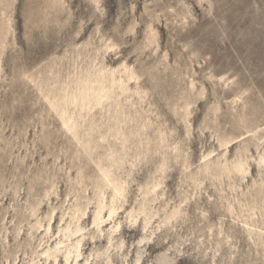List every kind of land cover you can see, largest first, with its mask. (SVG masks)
<instances>
[{
	"label": "rangeland",
	"instance_id": "374dc122",
	"mask_svg": "<svg viewBox=\"0 0 264 264\" xmlns=\"http://www.w3.org/2000/svg\"><path fill=\"white\" fill-rule=\"evenodd\" d=\"M149 25L154 43L147 47ZM104 41L116 49L99 60L112 70L126 64L138 77L129 87L145 93L139 111L153 122L148 135L163 124L190 167L170 160L158 196L148 202L156 216L145 230L142 218L130 222L128 213L138 209L157 155L133 169L122 206L101 235L91 226L93 201L78 223L85 235L77 264H106L113 223L119 228L111 236V264H264V245L240 223L252 213L253 229L264 231V166H256L264 154V0H0V264H44L36 253L62 240L57 231L76 201L92 198L94 164L45 98L52 91L62 97ZM93 111L98 120L103 112ZM225 138L234 140L219 149ZM242 153L250 166L244 180L203 173L206 164ZM174 208V218L161 225ZM56 264H65L61 256Z\"/></svg>",
	"mask_w": 264,
	"mask_h": 264
},
{
	"label": "bare ground",
	"instance_id": "6f19581e",
	"mask_svg": "<svg viewBox=\"0 0 264 264\" xmlns=\"http://www.w3.org/2000/svg\"><path fill=\"white\" fill-rule=\"evenodd\" d=\"M91 2L97 5L98 0H91ZM53 8L55 11H58L55 5ZM148 30L147 47L154 43V29L149 25ZM115 47L112 41H104V44L94 51L90 62L87 61L89 62L86 64L87 67L81 69L82 72L79 74H75L76 79L73 80L71 78L73 82L68 81L71 83H65V89L63 87L64 93L58 90L60 94H64L60 95L62 97L59 96L60 98H58L56 94L57 91H55L54 94L53 91L51 92L53 89H51L50 91L48 90V92L52 93V97H49L51 93L49 95L47 92L49 96L45 98L49 104L50 109H48L54 111L56 116L60 119V124L63 127L62 130L64 129L67 132V134H65H69L70 138L76 142L83 156L86 155L85 157H87L89 163L91 161V164H94L96 175L95 180L92 182L94 189L92 198L83 199L82 202L76 201L75 205H73V208L70 210L69 222L66 227L58 229L57 235L61 234L62 240L59 239L53 246L47 245L45 248H42L40 253H36V257H41L44 264H47V262L56 264L59 256L63 258L65 264L78 263L81 257L80 247L85 235V228L79 226L78 223L80 219L85 217L88 206L95 201L91 226L96 230V234L101 235L104 232L103 226L105 225L106 227L108 221H110L109 224L111 225L117 211L122 206L121 203L125 199L127 179L130 174H132L133 169L148 157L154 155L158 156L155 171L144 187H141L140 190H142V192L139 190L142 200L138 204V209L128 213L130 222L135 223L138 218H142L143 230L147 228L151 220L156 216V214L150 211L148 202H154L155 197L158 196V189L162 185L170 160L182 159V164H186L185 169L190 167V163L186 161L187 158H185L183 151L178 147V143L174 141L171 142L170 136L167 134L163 124L158 122L154 129V137L152 139L148 135V130L153 126V122L148 117L142 116L139 111L141 104L144 102L145 93L136 88L132 90L129 87L131 81L136 83L138 80L133 69L126 64H122L117 70H112L108 69L103 64L102 60L104 54ZM100 58H102V60H99ZM75 60L73 61L75 62ZM72 63L70 64L72 65ZM54 65H57V63H54ZM79 66L84 65L80 64ZM74 67L77 69L78 66ZM74 72H76V70ZM77 72H79V68ZM49 76L50 75L47 76L48 79L51 78V76L50 78ZM72 77H74V74ZM41 80L44 79L41 78ZM55 80L54 82H56ZM51 82L53 83V81ZM40 84L42 86V83H39V87ZM62 85L64 84H61V86ZM37 91L40 92V90ZM133 96L136 97V101L131 100ZM94 109H99L100 112H103L98 120L94 119ZM183 113V117L185 118L188 115V104H185ZM233 140V138L219 140V149H226ZM76 150H78V148ZM211 154L212 152L206 154L203 159L205 160ZM79 160L80 159H78V162H80ZM256 166L257 168L264 166V154L258 156ZM249 168V159L246 153H242L238 154L236 158L231 161L225 159L223 162L212 163V165L206 164L203 168V173L205 175H212L217 179L225 177L230 180L233 177H237L238 179L244 180L245 176L249 174ZM79 176L81 177V175ZM191 180L194 184H198V179L195 175L191 177ZM77 184L80 185L82 183L77 182ZM200 185L201 183L198 184V186ZM107 191L110 192V196L106 202L105 194ZM260 193L261 190L257 191V194ZM35 207H37V205L30 207L31 215L35 213ZM239 208H243V205H239ZM177 210V208H174L169 215L165 214L160 224H169L170 220L176 215ZM230 214H232V212H230ZM252 216L253 214L251 213L247 218L240 220L241 228L244 232H248L249 236L253 233L255 237L261 241V244L264 245V231L253 229ZM52 219V214L46 216L47 226L46 228L43 227L46 239L50 232V223ZM41 228L42 225L40 222H37L34 226L36 231ZM118 228L119 224L113 223L112 226H109L107 231L109 247L102 254L106 264H111L109 256V250L112 248L111 236ZM72 238H75L73 243L71 242ZM40 245L41 244H39L38 247H41ZM121 247L122 245L119 244L116 248L121 249ZM87 262L88 259L85 260V263ZM30 264L36 263L32 261ZM136 264H138V262ZM160 264H166L165 260H162Z\"/></svg>",
	"mask_w": 264,
	"mask_h": 264
}]
</instances>
